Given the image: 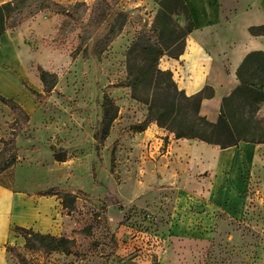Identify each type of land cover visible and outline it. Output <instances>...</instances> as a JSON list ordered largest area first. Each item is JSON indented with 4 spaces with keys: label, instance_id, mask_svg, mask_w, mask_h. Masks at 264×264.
<instances>
[{
    "label": "rangeland",
    "instance_id": "1",
    "mask_svg": "<svg viewBox=\"0 0 264 264\" xmlns=\"http://www.w3.org/2000/svg\"><path fill=\"white\" fill-rule=\"evenodd\" d=\"M56 1L67 7L86 3L84 23L95 0ZM147 2L121 0L118 7L143 29L148 21L141 15L152 13ZM175 11L171 26L180 36L191 21L179 5ZM64 22L60 14L41 10L7 29L14 36L17 60L7 33L2 36L0 92L21 98L20 84L29 92L39 86L44 93L40 70L53 89L39 110L28 114L30 122L17 130L13 113L0 102V139L14 138L17 162L49 166L50 182L75 195L68 201L72 210L65 209L53 234L73 238L75 246L68 254L10 246L26 264H264V150L257 151L250 172L252 153L245 155L249 144L241 143L209 178L206 159L192 149L201 140L177 139L156 122L134 129L145 118L147 105L133 99L122 84L129 44H123L121 33L95 55L103 30L89 41L86 56L73 57L80 28L73 27L75 21ZM103 92L117 112L101 140ZM254 119L264 120V102ZM195 198L200 204L193 207ZM209 203L214 207L205 211L202 207ZM185 212L193 215L189 227L183 222ZM200 212L206 214L202 220L196 217Z\"/></svg>",
    "mask_w": 264,
    "mask_h": 264
},
{
    "label": "trees",
    "instance_id": "2",
    "mask_svg": "<svg viewBox=\"0 0 264 264\" xmlns=\"http://www.w3.org/2000/svg\"><path fill=\"white\" fill-rule=\"evenodd\" d=\"M120 1L95 0L90 8L88 20L83 23L80 20L88 10L84 2L67 7L56 0H8L0 3V37L7 29L19 25L37 12L50 10L63 16V25L75 21L73 27L80 28L73 57L79 53L86 56L89 41L104 30L94 47V54L97 55L123 31L128 22L130 14L118 7ZM158 5L159 8L148 28L144 26L139 29L129 42L125 54L127 74L122 84L131 89L133 99L147 105L145 118L136 123L134 129L141 131L151 122H156L158 126L172 132L177 139H199L208 144H218L221 148L237 145L240 141L264 143V120L254 119L258 105L264 102V52L252 51L246 55L237 69L239 84L229 95L222 98L218 118L211 122L200 114V105L203 98L212 95V89L205 87L195 94L186 95L177 87L171 71L158 68V61L163 55L176 58L181 54L184 42L173 51L172 48L193 28L191 22V25L182 31V35H174L171 25L176 8L179 5L187 12L182 0H160ZM108 18H111L109 22ZM250 32L260 34L264 32V27H251ZM59 36L61 33L57 34L56 38ZM46 74L44 70H40L44 93L30 89L31 94L39 101H43L46 94L53 89L46 80ZM0 102L13 113L15 130L28 124V113L13 98L0 96ZM102 106L103 116L99 123L101 140L107 136L109 125L117 112V107L106 92H103ZM0 143L2 172L16 164L18 155L14 138H2ZM56 160L63 161L60 158ZM44 194L57 195L63 208L72 210L73 207L68 205V201L71 200L72 203L75 195L71 191L52 186L44 191ZM14 230L24 238V247L29 250L42 253L60 251L68 254L75 246L73 238L34 232L18 226L14 227ZM6 249L19 264H26L24 256L15 247L7 245Z\"/></svg>",
    "mask_w": 264,
    "mask_h": 264
},
{
    "label": "crops",
    "instance_id": "3",
    "mask_svg": "<svg viewBox=\"0 0 264 264\" xmlns=\"http://www.w3.org/2000/svg\"><path fill=\"white\" fill-rule=\"evenodd\" d=\"M159 1L147 2V6H152L149 8L152 13L148 12L151 17L154 16ZM182 1L192 22V31L185 39L181 54L176 58L163 55L158 61V68L171 71L177 87L186 95L195 94L205 87L211 88L212 95L201 101L200 114L215 122L222 98L229 95L239 84L237 69L246 55L252 51L264 52V32H250L251 27H264V0ZM5 33L13 49L12 54L17 60L14 36L7 31ZM19 86L22 90L21 98L8 97L1 92L0 95L14 98L28 114L38 111L40 101L20 84ZM35 90L39 92V86ZM196 142L198 145L192 146L193 152L206 159L208 166L204 172L210 175L209 178L218 165L232 155L233 148L240 150V144L246 143L240 141L237 145L221 148L203 141ZM247 143L249 145L244 154L252 153L249 159L251 172L259 158L257 151L264 150V143ZM47 168L49 166L37 163L16 162L11 168L0 172V264H16L6 249L7 245H24V238L14 227L54 234L60 220L66 217L60 198L57 195L44 194L52 186L60 187L50 182ZM196 199L197 201L190 202L193 207L200 204L198 198ZM213 207L209 203L202 208L210 211ZM196 215L201 220L206 217L204 212ZM192 217L191 213H186L183 222L187 227L191 226L189 223L193 221Z\"/></svg>",
    "mask_w": 264,
    "mask_h": 264
},
{
    "label": "built area",
    "instance_id": "4",
    "mask_svg": "<svg viewBox=\"0 0 264 264\" xmlns=\"http://www.w3.org/2000/svg\"><path fill=\"white\" fill-rule=\"evenodd\" d=\"M141 16H144V18L148 21V26H149L153 16L151 17L148 13H147V15L142 14ZM139 29H140V26L137 23L136 19L133 17V15L130 16L126 26L124 27L123 31L120 34V36L122 35V37H124V44L125 45L129 44V42L134 38L136 33L139 31ZM123 32H128V33H126V35H125Z\"/></svg>",
    "mask_w": 264,
    "mask_h": 264
}]
</instances>
